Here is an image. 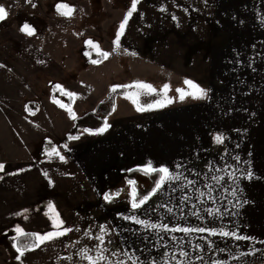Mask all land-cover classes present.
Returning <instances> with one entry per match:
<instances>
[{"label": "crops", "instance_id": "obj_1", "mask_svg": "<svg viewBox=\"0 0 264 264\" xmlns=\"http://www.w3.org/2000/svg\"><path fill=\"white\" fill-rule=\"evenodd\" d=\"M89 1L99 4L97 0H69L68 4L83 7ZM161 7L167 11L161 12ZM129 10L130 7L125 11L118 9L117 5L104 8L106 15L111 14L112 26L105 31L112 36L102 47V51L110 53L107 60L79 68L77 76L68 75L76 68L75 64L58 65L51 70L50 76L64 83V91L77 94L67 100L76 115L93 112L109 93L113 81L126 85L137 80L159 89L165 84L176 86L191 79L208 91V98L189 99L148 113L133 110L110 133L88 136L89 133L83 132L78 140L66 139L71 151L64 149L65 144L59 147L67 160L64 163L58 157L35 159L3 153L19 151L22 145L35 146L42 137L52 136L60 122L68 123L70 129L73 120L55 102L65 103L64 99H54L53 92L50 100L39 101L36 105L39 110L35 111L31 103L36 100L24 90L26 86L17 91L3 90L0 163L5 164V170L0 172L3 177L0 179V264H88L79 252L89 247L95 254L98 241L85 233L91 228L92 236L99 235L101 225L109 226L110 230L105 235V246L120 251L122 256L127 252L144 261L152 257L163 261L167 256L170 264L180 261L214 264L216 260L226 264H264V212L258 210L264 207V193L251 200L250 180L243 178L245 168L251 163L249 123L262 129L264 135V113L260 112L264 111V0H208L207 6L204 0H141L117 50L115 35ZM172 15L178 17L179 27ZM64 28L52 26L50 43L57 44L60 40L68 49L74 32L68 25ZM133 52L136 55H131ZM19 90L18 95H12ZM118 100L127 101L125 97H119L116 103ZM114 113L107 119L108 124ZM220 134L226 138L223 151H218L213 143V136ZM254 141L257 145L264 144V140ZM237 153L240 161L232 157ZM148 162L155 167L166 165L173 171L177 170L175 164L181 162L185 167L178 171L196 183L183 191L180 183H175L171 186L177 189L174 192L166 186L164 194H158L135 211L140 218L170 228H223L254 239L222 240L207 232L157 234L121 219V215L133 214L132 198L120 201V196L123 197L120 193L109 203L103 195L116 183L129 186L125 176L131 171L145 175L142 169ZM44 172L48 173L47 178ZM230 173L235 174L237 181ZM213 176L223 179L217 182ZM253 182L255 189L257 182L264 183V175L258 172ZM237 184L243 189L238 193L239 201L231 194ZM261 187L264 189V184ZM201 192L205 193L202 197ZM184 196L191 199L184 201ZM161 204L171 207L173 212L169 214L166 208L159 207ZM49 205L59 213L64 227L73 231L16 259L19 253L13 243L19 237L15 232L17 226L41 235L55 230L51 220L55 213ZM207 208H219L223 216L213 218L204 211ZM194 211L200 212L199 218L192 214ZM109 240L114 243L108 244ZM209 242H214L212 247ZM181 250L188 256H181ZM199 256L203 260L197 259Z\"/></svg>", "mask_w": 264, "mask_h": 264}, {"label": "rangeland", "instance_id": "obj_2", "mask_svg": "<svg viewBox=\"0 0 264 264\" xmlns=\"http://www.w3.org/2000/svg\"><path fill=\"white\" fill-rule=\"evenodd\" d=\"M97 1L100 6L99 4L95 5L94 1L84 2L83 7H73L75 11L71 17H65L57 13L55 5L57 3L68 4L69 0H32V2L37 5L35 8H33L27 0H0V5H4L9 11L8 18L0 22V64L5 65V67L0 68V93H2L3 90L17 91L19 87L22 89L26 86L24 90L36 100V102L31 103V108L38 111L39 108L36 107V105L41 99L50 100L51 95L55 92L53 91L54 85L60 84L64 89L62 80H56L50 76L51 70H55L58 65H66V67H68L70 64H75L77 65L76 68L71 70L68 75L77 76L79 68H87L92 64L89 57L85 55L86 52H91V58L98 60L100 56L96 53L95 49H92L86 43V41L91 39L94 43L99 45L102 51L104 42L112 36V33H105V31L111 30L112 26H110L111 14L106 15L104 8H108V5H117L118 9L125 11L126 8L128 9L130 7V0ZM23 23H28L34 27L36 29V34L34 36H28L22 33L20 28ZM66 25L70 26L68 29L74 32V38L71 39V44L69 46L71 48L65 49V45H63L60 40H57V44H51L50 41L53 36L52 26H58L60 28L63 26L64 28ZM136 81L137 80H131L129 84H133ZM117 85L119 84L115 81L111 84L112 87ZM20 90L12 95H18ZM129 91L137 90L128 89L127 92ZM56 94L59 99H64V102L69 98L63 97V92L59 89L56 90ZM189 99L193 98L186 97L183 101ZM173 100L174 102L169 105L182 102L177 92L174 93ZM129 101L130 100L117 101L115 113L109 120L111 127L103 134L107 132L110 133L111 130L117 129L122 122L127 120V114L130 111L136 110ZM140 102L142 105L149 103V95L142 90ZM169 105L165 108H168ZM26 112L29 114L27 110ZM148 112L149 111H146L145 113ZM260 112L264 113L262 110H260ZM79 116H83V114ZM69 127L68 123L60 122L58 130L52 131V136L42 137L35 146L31 145L29 147L22 145L19 151L5 150L3 153L6 155L13 153V155L15 154L20 157L31 156L35 159L49 157L45 149H49L50 147L60 149L59 147H61V145L66 144L68 142L66 140V134ZM248 127L250 128L248 136L250 138L248 143V158L251 163L245 169L253 173V178L250 180L249 184L250 198L252 200V198L264 193V189L261 187L262 184H264L262 182H257L256 188L253 189L255 185L253 182L254 175L258 172L264 175V144L257 145L254 139H258V141L261 142L264 140V135L261 133L262 129H259L251 122ZM88 136L98 135L88 134ZM49 142H51V144ZM213 143L218 151L225 150L224 143L217 144L214 139ZM222 156L225 158V154ZM236 156H239V153L232 157L234 158ZM238 170L239 169H237V171ZM135 181L137 182V187L141 190L147 189L151 183L148 176L141 174L135 175ZM117 190L123 193L122 199L120 196V201H128L132 198L131 185L128 186L124 182L116 183L109 191L111 194H114ZM262 196L264 197V194ZM251 207L255 206L251 205ZM258 210L264 212V207ZM252 219L254 221V216H251V221Z\"/></svg>", "mask_w": 264, "mask_h": 264}, {"label": "snow or ice", "instance_id": "obj_3", "mask_svg": "<svg viewBox=\"0 0 264 264\" xmlns=\"http://www.w3.org/2000/svg\"><path fill=\"white\" fill-rule=\"evenodd\" d=\"M29 4L32 5L33 8H35L37 5L32 2V0H27ZM141 0H130V10L127 12L124 20L119 25V31L115 35L114 39V45L117 50L121 47V37L124 35L125 27L128 24L129 20L132 18L133 14L137 12V6L140 4ZM205 5L207 6L208 0H204ZM55 9L57 13H59L62 16L65 17H71L73 15V12L75 9L67 3H57L55 5ZM161 12H166V7H161L159 9ZM185 12H187V9H184ZM9 16V11L4 5H0V22L6 20ZM172 19L176 21V26L179 27V19L175 15H172ZM264 22V21H262ZM20 31L28 36H34L36 34V29L32 27L28 23H23L22 27L20 28ZM86 43L92 48L95 49L96 53L101 56L104 60H107L110 56V53L107 51H101L98 44L94 43L91 39L87 40ZM86 56L89 57L90 62L92 64H98L102 62L101 60L92 59V53L86 52ZM131 55H136V53H131ZM5 67V65L0 64V68ZM184 84L187 85V88L189 89L186 91L184 88H178L175 91L179 93V98L181 101H183L186 97H191L193 99L197 100H203L208 98V91L206 89L201 88L198 84L193 82L191 79H186L184 81ZM118 87H122L125 89H135L137 91H129L125 94V98L127 100H130L136 107V111L138 112H146L150 111L154 108H163L166 107L169 104H172L174 100L170 97H168V92L170 91V85L165 84L163 85V89L161 90L163 92L164 98L162 100H156L154 103H148L146 105H142L140 102V95L141 90L144 91L146 94H159L157 88H155L151 83H145L136 81L133 84H126V85H117L113 86L111 91L116 92ZM54 89H59L63 92L65 96L68 97H75L77 94L70 91H64L62 86L60 84L54 85ZM60 105L61 108H65L70 115L71 119L75 121L77 119V116L73 109L69 107L67 104L61 103L59 100L55 101ZM103 103V101L101 102ZM112 111H115V107H113ZM252 115H255L253 113ZM111 127L110 124H108L107 119H104L103 125L101 127L96 128L95 130L86 128L84 129V132H87L92 135H100L106 132ZM236 131H239V129H236ZM80 137L76 135H69V140H78ZM215 143L217 144H223L225 141V137L220 135H214L213 137ZM51 144V142H49ZM239 146V145H237ZM64 149L71 151L69 149L68 145H63ZM46 154L52 158V157H58L61 162L66 163V157L61 154L60 150L56 147H50L49 149H45ZM236 161H240V157L236 156L234 157ZM185 167L181 162H177L175 164L176 171L171 170L168 166L162 165L159 167H155L152 165L151 162H148V164L142 169L145 175L152 176L153 174H158V179L154 180V186L151 188L150 192L143 196H139L136 190V181L135 180H129L128 184L132 185V200H131V207L134 210L132 215H121V219L125 221H131L132 223L136 225H140L146 230H153L156 231L157 234L160 232H170V233H176V232H182L185 235H188L192 232H199L204 233L207 232L211 236H219L222 240H227L229 238H234L237 241L240 240H251L254 239L253 237L240 235L236 232H229L224 230L223 228L217 230L215 228H204V227H182V226H175V227H169L167 224L163 223H153L149 220L142 219L138 215L135 214L136 210L142 209L153 197L157 196L158 194H164L165 187L168 186L171 188V186L175 183H180V190L183 191L185 188L195 185L196 181L194 179H188L187 176H184L183 173L178 171L179 169ZM231 167V166H229ZM5 170V164L0 163V172H3ZM211 170V166H210ZM222 170V169H221ZM196 176H199V173H195ZM230 177L237 181V177L234 173L229 174ZM44 176L47 178L48 173L44 172ZM243 178H246L248 180H251L253 178V173L251 171H247L245 174H243ZM0 179H3V177H0ZM212 179L219 182L223 179V177H216L213 176ZM182 181H186V183H183ZM51 183V181H49ZM171 190L174 192L177 189L171 188ZM243 189L238 187L232 189V196L239 201V195L238 193L242 192ZM209 196L211 197V187L209 186ZM205 193L201 192L200 196H204ZM120 196V191H117L114 194H104L103 199L109 203L114 202V199ZM191 198L188 196H184V201H189ZM203 203V201H201ZM237 207L240 206L239 203L236 205ZM159 207L166 208L167 212L171 214L173 212V209L171 207H168L166 204H161ZM192 207L195 209L196 205H192ZM49 209L55 213L52 217V225L54 227V231L47 232L46 234H39V233H29L25 232V230L19 226L15 228V232L19 236H29L33 237L35 244L34 245H25L24 247H20L17 243H13V247L16 249V252L19 253V256L16 257V259H20L21 257L25 256L27 251L34 250V248H39L41 245L45 244L46 242L54 241L56 239H59L60 237L66 236L68 233L72 232L73 229L70 227H64V221L60 219L59 213L55 212V208L53 205H49ZM156 209L154 208L153 211ZM147 211V209H145ZM204 211L207 212L209 216H212L213 218H216L217 216L222 217L223 213L220 212L219 208L213 210L212 208H207ZM193 215L200 217L199 211H194L192 213ZM183 217H181L182 219ZM76 231H79V229H76ZM92 229L90 228L88 232L85 233L86 236H88L90 239L98 241V245L95 249V254L93 253V249L89 247H84L80 252L79 255L83 260H86L88 264H128V261H131L132 264H170V260L165 257L163 261H157L154 257L150 258L148 261L141 260L139 256L135 255H129L127 252L123 253V256H127V260H125L121 254L120 251H117L114 248H108L105 246V235L110 234L109 226L101 225L100 226V234L96 236L91 235ZM173 239H177L175 236H173ZM13 240H16V237H13ZM108 244L114 243V241L109 240L107 241ZM214 242H209V247H212ZM164 247H167V245H164ZM197 248H200L199 245L196 246ZM203 250V249H201ZM219 251H224V249H219ZM254 254V253H253ZM181 256L187 257L188 253L181 250L180 252ZM235 258V257H234ZM66 259L71 260L72 257H66ZM172 259H175L173 256ZM199 260H203L202 256L197 257ZM180 264H184L183 261H180ZM214 264H226L224 261L216 260Z\"/></svg>", "mask_w": 264, "mask_h": 264}, {"label": "trees", "instance_id": "obj_4", "mask_svg": "<svg viewBox=\"0 0 264 264\" xmlns=\"http://www.w3.org/2000/svg\"><path fill=\"white\" fill-rule=\"evenodd\" d=\"M98 60H103V58L100 56L98 58ZM178 88H184L186 91H188L189 89L187 88V85H185L184 83L181 85H170V91L168 92V97L172 98L174 97V93L176 92L175 90ZM112 87L109 90V93L107 94V96L102 100L103 103H101L102 101H100L95 110L93 112H88L87 114L83 115V116H77V119L75 121H73V125L71 126V128L68 130L67 134H66V139H68L69 135H76L79 136L80 138L83 136V132L84 129L86 128H90L95 130L98 127H101L103 125L104 119H108L110 117V115L113 113L112 109L113 107H115L116 105V100L119 97H125V94L127 93L128 89L119 87L117 88L116 92H112L111 91ZM163 88L161 89H157L159 94H151L149 95V103H154L156 100H162L164 98L163 96V92L161 91ZM56 90L53 88L54 94H53V98L56 99ZM189 98V97H188ZM186 99V98H185ZM184 99V100H185ZM64 104H67L69 107L72 108L71 103L70 102H65ZM178 104V103H176ZM175 104V105H176ZM168 106V105H167ZM166 106V107H167ZM173 105H169V107H171ZM165 108V107H163ZM163 108H154V109H163ZM74 111V110H73ZM75 112V111H74ZM76 114V113H75ZM137 173L135 171H131L129 172L126 176H125V181H129V180H135V175ZM149 179L151 181V183L149 184V187L147 189L141 190L137 187L136 185V190L138 193V198L139 196H143L145 194H147L148 192H150L151 188L154 186V180L158 179V174H153L152 176H149ZM120 191V190H117ZM116 191V192H117ZM115 192V193H116ZM107 194H111L110 192H107ZM16 243L20 246V247H24L25 245H34L35 241L33 237H29V236H19L16 240Z\"/></svg>", "mask_w": 264, "mask_h": 264}]
</instances>
